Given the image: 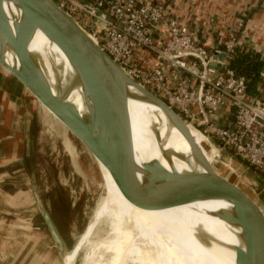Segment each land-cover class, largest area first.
<instances>
[{"label": "water", "instance_id": "1", "mask_svg": "<svg viewBox=\"0 0 264 264\" xmlns=\"http://www.w3.org/2000/svg\"><path fill=\"white\" fill-rule=\"evenodd\" d=\"M6 2L20 11L14 21L5 10ZM37 30L65 54L75 69L72 76L63 75L58 64L53 63L56 75L50 82L44 70L45 60L30 48ZM0 37L13 48L20 62V69L12 70L15 79L89 150L98 164L105 166L125 196L152 208L200 200L223 201L229 204V210L217 216L243 229L244 248L237 249V264H264V206L260 199L218 171L213 162L225 164L226 160L217 145L166 102L133 80L66 11L53 0H0ZM214 56L221 62L227 59L222 51H215ZM76 88L82 91L85 109L70 101ZM132 91L163 111L170 124L186 138L194 161L202 169L180 173L158 161L139 164L129 113ZM189 127L204 137L202 145L212 157L211 162ZM155 128L151 131L156 137L158 127ZM171 156L168 153L169 159ZM31 179L36 182L35 174H31ZM33 192L64 261L69 252L67 242L35 187Z\"/></svg>", "mask_w": 264, "mask_h": 264}, {"label": "rangeland", "instance_id": "2", "mask_svg": "<svg viewBox=\"0 0 264 264\" xmlns=\"http://www.w3.org/2000/svg\"><path fill=\"white\" fill-rule=\"evenodd\" d=\"M0 53V114L2 110L6 113L3 122L0 123V222H4L9 227L2 236L5 242L0 243V264H13L15 261L18 262L15 264H28L26 256L29 252L30 255H35L37 252L41 264H49L51 261L54 262L53 264H56L55 262L70 264L68 261L73 260L77 243L85 239L87 242L84 241V244L87 246L79 252L75 262V264H84L86 255L92 250L91 245L99 239L95 237L101 228L98 224L109 197L107 191L117 192L127 202L130 199L125 198L105 166L100 162L98 164L89 150L15 79L12 70L20 69L16 52L11 51L6 57L5 65H3V51ZM189 128L204 139L196 129ZM198 136L193 137L211 162L212 157L202 145L205 139L201 141ZM7 137L10 139L4 140ZM8 140L13 143L7 142ZM213 140L211 141L221 150L226 160L225 164L213 162L214 167L259 198L264 206L262 176L249 167L248 163L240 160L232 150L222 148L218 141ZM163 145L164 142L161 143V147ZM168 153L172 154L170 159ZM191 157V147L186 138L170 131L167 151L164 153V166L180 173L190 172ZM194 164L201 167L195 161ZM31 173L36 176L35 183L31 179ZM34 187L40 193L67 242L69 252L64 261L39 212L33 192ZM15 191L23 193L20 195L21 204L20 207L9 210L1 205V194L6 196V193ZM190 203L199 206L196 201ZM98 208L96 221L91 225ZM110 212L122 238L113 235L124 242L117 214L112 210ZM163 218L156 214L154 221L149 224V230L157 238H161V242L158 240L157 244L150 236L147 239L157 264H212L210 259L201 256V250L194 241L191 231ZM26 222L32 228H29L31 229L29 233L37 234L38 237L32 238V234H20L28 227ZM9 224H22L23 227L22 230H18ZM11 229L17 230L18 236L13 237L15 234L10 232ZM208 229L212 238H216L209 225ZM41 234L44 237L43 241L40 240ZM87 234H89L88 239L85 238ZM25 235L28 241H32L33 249H29L30 244L27 243ZM111 239L119 243L114 238ZM40 242L43 245L37 246L36 244ZM48 249L53 253L51 254ZM225 249L228 250V247ZM172 252L175 257L172 256ZM227 254L231 261L237 264V253L229 250ZM42 255H45V259ZM45 260L46 262L43 263L42 261Z\"/></svg>", "mask_w": 264, "mask_h": 264}, {"label": "built area", "instance_id": "3", "mask_svg": "<svg viewBox=\"0 0 264 264\" xmlns=\"http://www.w3.org/2000/svg\"><path fill=\"white\" fill-rule=\"evenodd\" d=\"M53 1L133 80L232 150L264 182V97L251 96L247 80L228 65L238 49H256L235 34L221 38L217 48L208 46L168 2ZM215 51L227 59L219 61Z\"/></svg>", "mask_w": 264, "mask_h": 264}, {"label": "bare ground", "instance_id": "4", "mask_svg": "<svg viewBox=\"0 0 264 264\" xmlns=\"http://www.w3.org/2000/svg\"><path fill=\"white\" fill-rule=\"evenodd\" d=\"M5 10L12 21H14L16 16H20L19 9L10 2L5 3ZM0 46V52L3 51L2 54L4 56L3 65H5L6 57L11 53L13 48L1 37ZM30 48L34 54L41 56L45 60L46 67H44V70L50 82H52L54 75H56L54 64H58L59 70L63 75L69 74L72 76L75 73V69L65 54L41 30L36 31ZM132 94V97L129 99V113L136 159L139 164L158 161L164 165V153L167 151L169 132L173 131L182 137L184 136L170 124L166 115L158 106L141 99L140 95L133 91ZM81 95V89L76 88L70 97V101L83 109L84 102ZM156 126L158 127V133L155 137L151 129ZM191 133L193 136H197L196 131L192 130ZM163 142L164 145L161 147V143ZM189 164L190 172L202 169L194 164L193 156L190 158ZM107 194L109 197L103 207L102 218L98 224L99 226L101 225V228H99L95 237L99 239L95 240L91 245L92 250L89 253L87 252L84 264H157L153 257L149 240H147L150 236L151 239H155L157 244L158 240L161 242V238H157L149 230V224L154 221L153 218H155L156 214H159L161 219L164 217L191 231L195 239L194 241L201 250V256L210 259L212 264L234 263L220 246L219 240L212 238L208 225L216 233L244 248L241 240L243 229L240 226L229 224L217 216L222 211L229 210V204L223 201L200 200L196 201L199 206L186 203L173 207L152 208L137 204L132 200L127 202L117 192L111 190L110 192L107 191ZM125 198L128 197L125 196ZM99 208L91 221V225L96 221ZM110 210L117 214L119 227L124 235V242L116 239L113 235L116 234L122 238L121 232L117 229L118 226H115ZM88 236L89 234L85 238L88 239ZM111 237L122 245L116 243ZM84 241L87 242L84 239L77 243L74 249L73 260L68 261L70 264H75L79 252L87 246L84 244ZM173 255L175 257V254L172 252Z\"/></svg>", "mask_w": 264, "mask_h": 264}, {"label": "crops", "instance_id": "5", "mask_svg": "<svg viewBox=\"0 0 264 264\" xmlns=\"http://www.w3.org/2000/svg\"><path fill=\"white\" fill-rule=\"evenodd\" d=\"M158 2L171 3L173 5V10L183 17V20L187 25L193 28L195 32H198L203 42L208 46L217 48L221 38L235 34L238 38L241 37L240 42L245 43V46H250L251 48L256 49L264 60V0H158ZM190 12L191 14H189ZM260 92L262 97H264V81ZM2 114L4 116H2ZM5 116L6 113L2 110V113L0 114V123L1 121L3 122V117ZM6 139L10 138H4V140ZM200 140L203 141L204 139L201 137ZM7 142L13 143L11 140H8ZM10 147L11 146H8V148ZM8 155H10V152ZM21 159L23 160V158ZM17 160L19 161L20 159L18 158ZM234 167L236 168V166ZM23 168H25L24 165ZM21 193L22 192L20 191H15L6 193V196L1 194V205L9 210H13L14 207H20ZM9 225H12L11 227L17 228L18 230L23 227L22 224ZM26 225L28 227L21 231L20 234H32V238L38 237L36 236L37 234L29 233V230L32 228L29 227L28 222H26ZM7 228L9 227L5 225L4 222H0V243L5 242L2 236L6 233ZM10 232L15 234L13 237L18 236V233H16L17 230L11 229ZM213 236L219 240L221 247L226 253L229 250L237 253V249L241 248L239 245L216 233L214 230ZM25 237L27 243L30 244L29 249H33L34 246L32 241H28L26 235ZM43 239L44 237L41 234L40 240L43 241ZM36 245H43V243L40 242ZM226 247H228V250L225 249ZM48 251H50L51 254L53 253L50 249H48ZM44 256L42 258L45 259ZM26 257L28 258L26 260L29 262L28 264H39L40 262L37 252L35 255H30L29 252ZM29 258L31 259L29 260ZM42 262L45 263L46 260ZM15 263L18 262L15 261L13 264ZM53 263V261L49 262V264ZM55 263L57 264V262Z\"/></svg>", "mask_w": 264, "mask_h": 264}, {"label": "trees", "instance_id": "6", "mask_svg": "<svg viewBox=\"0 0 264 264\" xmlns=\"http://www.w3.org/2000/svg\"><path fill=\"white\" fill-rule=\"evenodd\" d=\"M228 65L247 80V90L251 96L261 94L260 87L263 83L264 60L258 52L245 47L240 48L229 59Z\"/></svg>", "mask_w": 264, "mask_h": 264}]
</instances>
